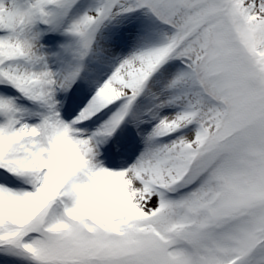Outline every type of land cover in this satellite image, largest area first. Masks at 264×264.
I'll use <instances>...</instances> for the list:
<instances>
[{"label": "snow or ice", "instance_id": "6c2138e0", "mask_svg": "<svg viewBox=\"0 0 264 264\" xmlns=\"http://www.w3.org/2000/svg\"><path fill=\"white\" fill-rule=\"evenodd\" d=\"M0 264H264V0H0Z\"/></svg>", "mask_w": 264, "mask_h": 264}]
</instances>
